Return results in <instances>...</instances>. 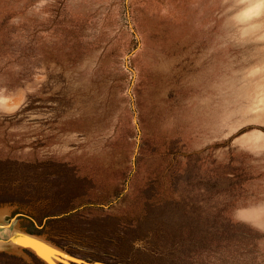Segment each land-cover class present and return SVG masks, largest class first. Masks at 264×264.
I'll list each match as a JSON object with an SVG mask.
<instances>
[{
    "label": "rangeland",
    "instance_id": "obj_1",
    "mask_svg": "<svg viewBox=\"0 0 264 264\" xmlns=\"http://www.w3.org/2000/svg\"><path fill=\"white\" fill-rule=\"evenodd\" d=\"M262 205L264 0H0V264H264Z\"/></svg>",
    "mask_w": 264,
    "mask_h": 264
},
{
    "label": "clouds",
    "instance_id": "obj_2",
    "mask_svg": "<svg viewBox=\"0 0 264 264\" xmlns=\"http://www.w3.org/2000/svg\"><path fill=\"white\" fill-rule=\"evenodd\" d=\"M243 213L240 211H237L235 214V218L237 220H241V221H248V218H245L243 215ZM261 218H264V205L258 207L255 210V218L251 220V223L254 227H261L262 225H260L259 223H257L256 221L260 220Z\"/></svg>",
    "mask_w": 264,
    "mask_h": 264
},
{
    "label": "crops",
    "instance_id": "obj_3",
    "mask_svg": "<svg viewBox=\"0 0 264 264\" xmlns=\"http://www.w3.org/2000/svg\"><path fill=\"white\" fill-rule=\"evenodd\" d=\"M3 218H4V212H1L0 211V223H9V222H5L3 220ZM12 225L13 224L11 223V227H10L11 229H10V232L7 234V236H5L3 234H0V242H3V243L6 242V244L8 243V241L13 242V239L12 238H13V235L15 233V228Z\"/></svg>",
    "mask_w": 264,
    "mask_h": 264
},
{
    "label": "bare ground",
    "instance_id": "obj_4",
    "mask_svg": "<svg viewBox=\"0 0 264 264\" xmlns=\"http://www.w3.org/2000/svg\"><path fill=\"white\" fill-rule=\"evenodd\" d=\"M9 230H10V224L0 223V234L5 235L9 232Z\"/></svg>",
    "mask_w": 264,
    "mask_h": 264
},
{
    "label": "water",
    "instance_id": "obj_5",
    "mask_svg": "<svg viewBox=\"0 0 264 264\" xmlns=\"http://www.w3.org/2000/svg\"><path fill=\"white\" fill-rule=\"evenodd\" d=\"M25 235H28V236H32V235H30V234H25ZM34 237V236H33ZM35 241H40L37 237H35V239H34ZM13 241H15L14 239H13ZM40 242H42V241H40ZM45 244V243H44ZM46 245V244H45ZM23 246H25V245H23ZM28 247H30V246H28ZM30 248H32V247H30ZM34 251H35V249L34 248H32ZM36 252V251H35ZM37 253V252H36ZM39 256H41L39 253H37ZM42 257V256H41ZM42 258H44V257H42ZM46 260V259H45Z\"/></svg>",
    "mask_w": 264,
    "mask_h": 264
},
{
    "label": "snow or ice",
    "instance_id": "obj_6",
    "mask_svg": "<svg viewBox=\"0 0 264 264\" xmlns=\"http://www.w3.org/2000/svg\"><path fill=\"white\" fill-rule=\"evenodd\" d=\"M242 215H243L245 218H248V219L252 218V217H251V214H247V215H246V214H242Z\"/></svg>",
    "mask_w": 264,
    "mask_h": 264
}]
</instances>
